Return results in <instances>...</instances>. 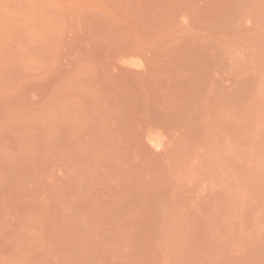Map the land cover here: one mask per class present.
<instances>
[{
	"label": "rangeland",
	"instance_id": "374dc122",
	"mask_svg": "<svg viewBox=\"0 0 264 264\" xmlns=\"http://www.w3.org/2000/svg\"><path fill=\"white\" fill-rule=\"evenodd\" d=\"M0 264H264V0H0Z\"/></svg>",
	"mask_w": 264,
	"mask_h": 264
}]
</instances>
